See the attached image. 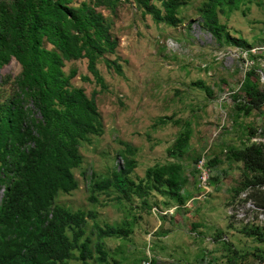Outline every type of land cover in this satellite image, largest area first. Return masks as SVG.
I'll use <instances>...</instances> for the list:
<instances>
[{
	"label": "rangeland",
	"instance_id": "1",
	"mask_svg": "<svg viewBox=\"0 0 264 264\" xmlns=\"http://www.w3.org/2000/svg\"><path fill=\"white\" fill-rule=\"evenodd\" d=\"M72 1L78 5L89 0ZM205 1L190 0L181 7L177 25L157 23L131 0H122L115 13L102 10L118 41L116 53L105 57L116 60L123 71L120 75L101 60L98 68L106 88L81 80L83 75L93 78L86 60L66 65L67 73L71 68L78 72L74 85L88 96L97 92L105 131L82 143L84 160L74 170L79 187L70 194L60 191L56 204L95 215L83 227L92 246L98 242L106 246V261L95 264H141L147 254L153 264H229L235 251L244 257L238 264H264L256 257L264 242L243 233L245 226L264 230V211L248 199L249 190L241 189L242 163L227 157L229 149L264 143V105L250 113L241 109L247 101L243 82L249 72L256 73L255 82L264 90V0L235 4L223 0L219 20L231 38L223 34L220 39L203 26L200 8ZM233 38L245 45H236ZM20 72L13 59L0 76L14 78ZM185 131L190 136L183 154L170 155L169 149ZM127 147L132 153L126 156L137 163L128 182L145 180L155 165L183 166L188 183L182 196L189 197L175 213L179 219L152 211L178 204L167 193L146 191V205L132 193L133 185L93 190L95 181L111 178L113 171L124 167L121 154ZM202 157L211 172V191L200 198L196 164ZM214 160L219 163L210 165ZM108 226L131 233L99 237Z\"/></svg>",
	"mask_w": 264,
	"mask_h": 264
},
{
	"label": "trees",
	"instance_id": "2",
	"mask_svg": "<svg viewBox=\"0 0 264 264\" xmlns=\"http://www.w3.org/2000/svg\"><path fill=\"white\" fill-rule=\"evenodd\" d=\"M131 1L157 23L177 25L181 23L180 8L190 0ZM121 2L89 0L73 5L72 0H0V71L13 59L21 66L17 77L0 76V264L106 261L105 243L92 246L91 239L84 238L83 227L88 217L95 215L71 212L57 205L56 197L60 191L70 194L79 187L74 170L84 160L82 143H90L91 136H101L105 131L95 99L97 92L88 96L83 87L72 82L77 70L71 68L67 73L65 68L68 63L86 60L93 78L83 75L81 80L101 88H106L98 68L101 60L109 69L123 73L116 60L105 57L116 53L118 41L102 11L115 13ZM223 4V0H206L200 8L203 26L217 39L223 34L231 38L219 20ZM233 41L245 45L241 39ZM255 78L251 71L243 82L247 101L241 109L246 113L264 105V90L259 89ZM189 136V131L181 134L169 154H183ZM127 153H132L130 147L121 154L124 167L113 171L111 178L95 181L94 191L128 184L146 205V191L167 193L177 205L185 204L182 191L188 177L182 165H155L147 170L145 180L128 182L137 163ZM227 157L242 163L241 189L249 190L248 199L264 211V143L229 149ZM218 163L214 160L210 165ZM129 233L127 228L108 226L100 230L99 237H127ZM243 233L264 242L260 227L245 226ZM258 251L261 254L256 257L264 262V250ZM237 254L235 251L229 256V264L244 260Z\"/></svg>",
	"mask_w": 264,
	"mask_h": 264
},
{
	"label": "built area",
	"instance_id": "3",
	"mask_svg": "<svg viewBox=\"0 0 264 264\" xmlns=\"http://www.w3.org/2000/svg\"><path fill=\"white\" fill-rule=\"evenodd\" d=\"M196 169L198 174L197 189L200 193L202 192L200 196L201 198L211 191V172L208 167V161L204 157L200 158L196 164ZM179 207L180 206H174L166 210H159L157 208H153L152 211L154 213L155 211H157L161 216L171 217L175 214ZM141 264H153L152 257L147 254V256L142 260Z\"/></svg>",
	"mask_w": 264,
	"mask_h": 264
},
{
	"label": "crops",
	"instance_id": "4",
	"mask_svg": "<svg viewBox=\"0 0 264 264\" xmlns=\"http://www.w3.org/2000/svg\"><path fill=\"white\" fill-rule=\"evenodd\" d=\"M197 187V186H196ZM196 190H198L197 188H196ZM188 193V192H187ZM186 195V194H185ZM187 196H188V194H187ZM189 197V196H188ZM188 197H185V203H187V201H188ZM176 204V203H175ZM185 205V204H184ZM184 205H182L180 208H182V207H184ZM174 206V205H173ZM175 215V216H174ZM173 216H174V218H176V219H179V217H177L176 216V214H174ZM179 216V215H178Z\"/></svg>",
	"mask_w": 264,
	"mask_h": 264
},
{
	"label": "clouds",
	"instance_id": "5",
	"mask_svg": "<svg viewBox=\"0 0 264 264\" xmlns=\"http://www.w3.org/2000/svg\"><path fill=\"white\" fill-rule=\"evenodd\" d=\"M174 206H180V205H174ZM174 206H172V207H174ZM180 207H181V206H180ZM180 207H179V208H180ZM170 208H171V207H170ZM168 209H169V208H168ZM175 213H176V212H175ZM166 217H167V216H166Z\"/></svg>",
	"mask_w": 264,
	"mask_h": 264
}]
</instances>
